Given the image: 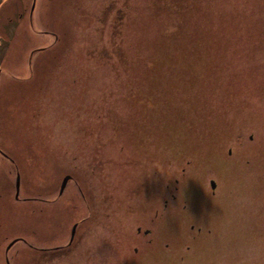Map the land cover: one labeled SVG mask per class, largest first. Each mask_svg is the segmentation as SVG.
Wrapping results in <instances>:
<instances>
[{
	"label": "rangeland",
	"instance_id": "rangeland-1",
	"mask_svg": "<svg viewBox=\"0 0 264 264\" xmlns=\"http://www.w3.org/2000/svg\"><path fill=\"white\" fill-rule=\"evenodd\" d=\"M184 166L196 174L187 221L212 234L192 240L181 219L164 221L157 239H173L172 254L160 244L136 257L137 224ZM66 174L87 201L70 178L43 199ZM8 259L264 264V0H0V264Z\"/></svg>",
	"mask_w": 264,
	"mask_h": 264
},
{
	"label": "flooded vegetation",
	"instance_id": "flooded-vegetation-1",
	"mask_svg": "<svg viewBox=\"0 0 264 264\" xmlns=\"http://www.w3.org/2000/svg\"><path fill=\"white\" fill-rule=\"evenodd\" d=\"M253 137V136H252ZM234 152V148L230 146L228 154L232 155ZM189 160V159H188ZM192 162L191 160L189 161ZM182 174L179 176H176L174 183L175 186L169 183L168 185V194L162 199L159 200L157 198V206H150V203L152 200L148 201V204L150 206L149 209H152L154 214L153 216L147 215L145 220H143V223L146 222V227L142 228V225L144 224H137L136 231L138 232L137 235L134 237L135 245L133 246V253L135 256H142L144 254L145 250H148L150 248H156L159 247L161 244L162 249L164 252L169 253V255L172 254L171 251L175 248V241L173 239L164 240V242H159L157 239L158 231H159V224L164 221H172V220H179L180 227L179 232L181 236L188 235L192 240L197 239L199 237L204 236L206 233L212 234L213 228L206 227L202 221L198 220H192L187 221L189 216L193 217L196 216L197 213L195 211V208L193 207L194 202L197 198H194L193 194H188L190 191L191 185H187L186 179L191 175H196L195 173H190L189 169L187 167H183ZM70 179L74 180L75 186L79 189L81 192L82 198L87 201L85 197V193L82 190V187H80L79 182L77 178L70 175ZM207 178H205V182L207 183L206 192L208 193L210 198L216 199L220 195V181L217 177H212L209 182H207ZM64 181V179H63ZM60 184L58 195L54 196L53 198L43 197L44 200L51 202L57 199L58 196H61L65 192V187L67 184V181L65 182L64 186ZM191 184L192 182L189 181ZM210 185V186H209ZM183 197V201L181 200ZM153 203V202H152ZM159 203V204H158ZM184 216H183V215ZM190 223L189 229L187 225ZM175 236V235H174ZM192 244H188V247L186 249L187 252L191 251ZM190 255V252L188 253V256ZM184 260L187 258V254H184L181 256Z\"/></svg>",
	"mask_w": 264,
	"mask_h": 264
},
{
	"label": "water",
	"instance_id": "water-1",
	"mask_svg": "<svg viewBox=\"0 0 264 264\" xmlns=\"http://www.w3.org/2000/svg\"><path fill=\"white\" fill-rule=\"evenodd\" d=\"M70 178V176H69V174H66L65 175V179H64V181H63V186H64V184H65V182L68 180ZM19 184H20V178H19V176H17V186H16V190H17V195H18V193H19ZM76 227H77V223H75L74 224V226H73V228H72V232H71V234H72V236H71V239L69 240V243L73 240V238H74V236H75V229H76ZM15 240H17V239H14L12 242H14ZM11 242V243H12ZM10 243V244H11ZM10 246V245H9ZM8 246V247H9ZM10 262H9V259H8V264H9Z\"/></svg>",
	"mask_w": 264,
	"mask_h": 264
}]
</instances>
